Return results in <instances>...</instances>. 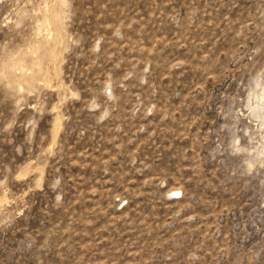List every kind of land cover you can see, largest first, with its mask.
Wrapping results in <instances>:
<instances>
[{
  "label": "rangeland",
  "instance_id": "rangeland-1",
  "mask_svg": "<svg viewBox=\"0 0 264 264\" xmlns=\"http://www.w3.org/2000/svg\"><path fill=\"white\" fill-rule=\"evenodd\" d=\"M0 264H264V0H0Z\"/></svg>",
  "mask_w": 264,
  "mask_h": 264
},
{
  "label": "bare ground",
  "instance_id": "bare-ground-1",
  "mask_svg": "<svg viewBox=\"0 0 264 264\" xmlns=\"http://www.w3.org/2000/svg\"><path fill=\"white\" fill-rule=\"evenodd\" d=\"M53 16H54V15H53ZM58 16H59V15H58ZM58 19H59V17H58ZM58 19H57V17H54V20L56 21V23H58V21H57ZM60 20H61V19H60ZM60 20H59V21H60ZM36 54H37V53H36ZM53 55H54V54H53ZM10 76H11V75H10ZM28 80H29V79H28ZM258 110H259V109H258Z\"/></svg>",
  "mask_w": 264,
  "mask_h": 264
}]
</instances>
